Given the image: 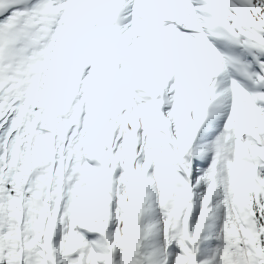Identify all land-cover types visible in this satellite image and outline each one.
I'll use <instances>...</instances> for the list:
<instances>
[{"label":"snow or ice","instance_id":"1","mask_svg":"<svg viewBox=\"0 0 264 264\" xmlns=\"http://www.w3.org/2000/svg\"><path fill=\"white\" fill-rule=\"evenodd\" d=\"M0 264H264V0H0Z\"/></svg>","mask_w":264,"mask_h":264}]
</instances>
